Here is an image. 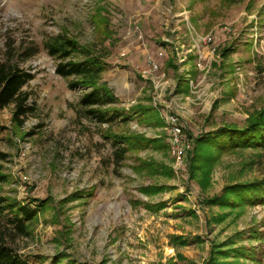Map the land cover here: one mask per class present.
I'll return each instance as SVG.
<instances>
[{"label": "rangeland", "instance_id": "374dc122", "mask_svg": "<svg viewBox=\"0 0 264 264\" xmlns=\"http://www.w3.org/2000/svg\"><path fill=\"white\" fill-rule=\"evenodd\" d=\"M57 35L102 54L115 107L156 115L154 124L115 123L111 133L133 132L161 146L115 166L107 126L80 107L86 91L71 90L43 49ZM20 47L37 54L18 64L32 76L22 90L30 110L21 126L12 108L0 110V165L9 177L2 193L31 209L33 201L49 205L28 238L15 237L18 255L31 264H204L212 245L234 241L254 248L264 264V204L204 202L226 186L264 178V152L221 155L206 187L188 171L195 138L223 125L241 128L264 108V0H0V59ZM171 116L192 147L177 173L167 148ZM138 159L172 176L136 174ZM154 185L165 188L140 192Z\"/></svg>", "mask_w": 264, "mask_h": 264}, {"label": "trees", "instance_id": "16d2710c", "mask_svg": "<svg viewBox=\"0 0 264 264\" xmlns=\"http://www.w3.org/2000/svg\"><path fill=\"white\" fill-rule=\"evenodd\" d=\"M42 46L56 62V75L68 81V87L71 90L80 88L86 91L80 99V107L87 116L107 126V133L104 137L111 141L113 163L116 167H119L131 153L143 151L150 145L155 148L161 146L160 140H148L143 135L133 132L111 133L110 129L115 123L127 124L132 118H136L141 123L148 120V124H152V119L156 115L150 108L134 107L129 110L128 114L115 107L118 101L107 84L102 81L106 65L101 53L79 45L66 35L47 38ZM36 54L35 48L20 47L15 55L0 59V110L12 108V121L17 126H21L22 118L30 110L26 107L27 97L22 90L32 79L31 74L20 69L18 64L29 61ZM14 59L18 61L13 62ZM181 82L178 83V88L183 89L185 93L188 92V84ZM193 142V156L188 166L189 178L193 180L196 179L198 173L201 174L200 183L203 182L202 186L206 187L209 183V174L221 155L244 149L264 152V108L250 115L246 124L241 128L234 125H223L195 138ZM5 160V155L0 153V164ZM136 162L137 164L133 167L136 174L147 172L152 176H172L171 170L162 164L139 159ZM8 183L9 177L0 165V264H31L17 254L12 243L15 237L28 238L30 236L32 225L37 220L38 214L48 209L49 201H33L35 206L32 209L27 205L19 204L12 197L3 195L2 186ZM164 188L158 185L148 186L141 188L140 192L150 196L161 192ZM204 202L209 206L217 205L219 208H242L255 203L264 204V178L226 186L220 198L213 197ZM160 207L163 208L164 205L161 204ZM172 239L179 240L181 245L185 244L183 239L177 237H172ZM250 240L256 241L259 237L251 234ZM40 261L39 264H43L44 259ZM58 262L59 260H51L52 264H59ZM249 263L259 264L256 250L252 247L237 246L234 241L212 245L209 256L204 262V264Z\"/></svg>", "mask_w": 264, "mask_h": 264}, {"label": "built area", "instance_id": "2783aa9c", "mask_svg": "<svg viewBox=\"0 0 264 264\" xmlns=\"http://www.w3.org/2000/svg\"><path fill=\"white\" fill-rule=\"evenodd\" d=\"M152 69L156 70L157 67L150 62ZM200 67V65H199ZM166 131H167V145L169 153L173 159V167L177 173L184 167L187 159V155L192 149L190 143H188L182 132V128L178 123V119L174 117L166 118Z\"/></svg>", "mask_w": 264, "mask_h": 264}]
</instances>
